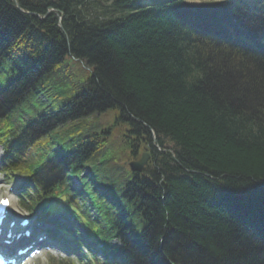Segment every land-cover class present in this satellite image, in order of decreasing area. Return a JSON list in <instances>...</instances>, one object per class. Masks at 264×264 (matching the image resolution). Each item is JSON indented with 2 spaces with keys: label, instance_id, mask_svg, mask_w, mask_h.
Masks as SVG:
<instances>
[{
  "label": "trees",
  "instance_id": "16d2710c",
  "mask_svg": "<svg viewBox=\"0 0 264 264\" xmlns=\"http://www.w3.org/2000/svg\"><path fill=\"white\" fill-rule=\"evenodd\" d=\"M254 4L0 0L5 170L34 182L33 204L74 218L65 232L102 244L84 264H264Z\"/></svg>",
  "mask_w": 264,
  "mask_h": 264
},
{
  "label": "rangeland",
  "instance_id": "374dc122",
  "mask_svg": "<svg viewBox=\"0 0 264 264\" xmlns=\"http://www.w3.org/2000/svg\"><path fill=\"white\" fill-rule=\"evenodd\" d=\"M186 2H188V3H191V4H195V5H200V4H214L215 2H217L218 0H185ZM76 66H73L72 68L70 67V72H71V74H79L78 73V71H81L82 72V70H84L83 68H82V66L81 67H79L78 66V64H75ZM3 152H2V149H0V162H1V158H2V156H3V154H2ZM18 181V182H20L21 180H22V177H16V179L15 180H12V181H9V179H8V176L7 175H5L4 173H3V171L0 169V186H5V188L6 189H8V185H10L12 182H14V181ZM17 182V183H18ZM17 202H18V206H19V208L21 209V205H20V202H19V198H17ZM21 211L23 212V214L24 215H30L29 213H28V211H24V210H22L21 209ZM30 264H50V263H48L47 262V260L45 259V256H43V257H41L40 259H38V260H35V261H32Z\"/></svg>",
  "mask_w": 264,
  "mask_h": 264
},
{
  "label": "water",
  "instance_id": "95a60500",
  "mask_svg": "<svg viewBox=\"0 0 264 264\" xmlns=\"http://www.w3.org/2000/svg\"><path fill=\"white\" fill-rule=\"evenodd\" d=\"M149 4V3H145ZM149 159V154H143L142 158L138 161H132L130 162V167L133 171L140 172L144 169L145 165H147Z\"/></svg>",
  "mask_w": 264,
  "mask_h": 264
},
{
  "label": "bare ground",
  "instance_id": "6f19581e",
  "mask_svg": "<svg viewBox=\"0 0 264 264\" xmlns=\"http://www.w3.org/2000/svg\"><path fill=\"white\" fill-rule=\"evenodd\" d=\"M150 2H153V0H144V3H150ZM14 206H15V204H14ZM12 207H13V206H12ZM14 208H15V209H18L17 206H15ZM257 217L259 218V219H257V220H261V219L264 220V219H263L264 217L262 216L261 213H258V214H257Z\"/></svg>",
  "mask_w": 264,
  "mask_h": 264
},
{
  "label": "snow or ice",
  "instance_id": "6c2138e0",
  "mask_svg": "<svg viewBox=\"0 0 264 264\" xmlns=\"http://www.w3.org/2000/svg\"><path fill=\"white\" fill-rule=\"evenodd\" d=\"M3 203H4V204H8V201H7V200H4Z\"/></svg>",
  "mask_w": 264,
  "mask_h": 264
}]
</instances>
